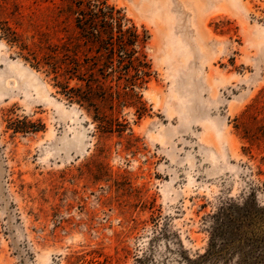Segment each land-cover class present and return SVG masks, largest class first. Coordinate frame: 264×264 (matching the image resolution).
<instances>
[{
  "label": "rangeland",
  "instance_id": "374dc122",
  "mask_svg": "<svg viewBox=\"0 0 264 264\" xmlns=\"http://www.w3.org/2000/svg\"><path fill=\"white\" fill-rule=\"evenodd\" d=\"M109 3L150 79L102 125L24 59L73 35L71 1L0 0V264H183L227 199L264 205V0ZM219 242L264 264V231Z\"/></svg>",
  "mask_w": 264,
  "mask_h": 264
},
{
  "label": "trees",
  "instance_id": "16d2710c",
  "mask_svg": "<svg viewBox=\"0 0 264 264\" xmlns=\"http://www.w3.org/2000/svg\"><path fill=\"white\" fill-rule=\"evenodd\" d=\"M70 1L73 35L65 36L57 48L42 49L40 57L28 49L24 59L35 69H44L52 76L53 86L65 100L92 110L94 121L110 125L97 104H108L111 109L114 101L118 106H125V99L138 98L136 90L150 79L149 64L143 53L148 36L144 30L139 32L109 0ZM10 39L8 42L12 44L17 42L15 38ZM113 87L119 90L113 93L110 91ZM224 204L205 217L210 223L205 252L192 260L183 258V264H214L222 255L224 246L219 241L225 233L230 236L233 230L244 228L264 231V220L257 221L264 218V205L258 209L254 201L237 199H227ZM242 217L249 218V222L240 220ZM231 244L229 240L228 246Z\"/></svg>",
  "mask_w": 264,
  "mask_h": 264
}]
</instances>
